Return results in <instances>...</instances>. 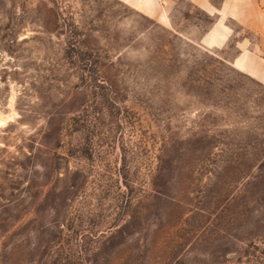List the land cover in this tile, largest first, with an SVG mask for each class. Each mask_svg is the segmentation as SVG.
Wrapping results in <instances>:
<instances>
[{"label":"rangeland","instance_id":"obj_1","mask_svg":"<svg viewBox=\"0 0 264 264\" xmlns=\"http://www.w3.org/2000/svg\"><path fill=\"white\" fill-rule=\"evenodd\" d=\"M211 1L0 0V264H264L262 32Z\"/></svg>","mask_w":264,"mask_h":264},{"label":"crops","instance_id":"obj_2","mask_svg":"<svg viewBox=\"0 0 264 264\" xmlns=\"http://www.w3.org/2000/svg\"><path fill=\"white\" fill-rule=\"evenodd\" d=\"M137 5L144 13L155 17L157 19H165L170 20V11L169 6L174 3H178L182 0H129ZM190 2L191 4L203 8L205 10H210L214 8L213 3L211 0H185ZM251 11L256 10V2L257 0H251ZM223 9H215L217 13H222ZM224 11V10H223ZM226 12V11H225ZM255 12L248 16V25L251 28H258L262 32V40L264 45V15L260 17L255 16ZM231 29L222 21H219L216 26L212 29L211 33L207 35V40L211 46H218L223 44L227 38L230 36ZM239 62L238 66L242 70L247 71H259V67L255 66L254 64L247 62L244 63L242 58H238Z\"/></svg>","mask_w":264,"mask_h":264}]
</instances>
